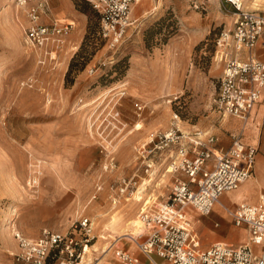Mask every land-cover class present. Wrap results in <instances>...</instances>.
I'll return each instance as SVG.
<instances>
[{
	"label": "rangeland",
	"instance_id": "1",
	"mask_svg": "<svg viewBox=\"0 0 264 264\" xmlns=\"http://www.w3.org/2000/svg\"><path fill=\"white\" fill-rule=\"evenodd\" d=\"M66 1L74 13L67 21L75 27L52 59L27 43L25 11L0 0V264H13L15 230L30 237L43 228L65 232L82 216L91 219L96 244L88 263L117 264L116 248L137 250L123 239L102 254L131 221H144L146 209L168 199L173 178L162 161L147 172L140 148L153 132L175 125L215 132L224 146L234 133L259 145L253 178L233 193L250 188V201L264 193V95L254 122L252 115L224 116L212 104L223 72L217 39L232 28L238 2L136 0L123 41L111 46L92 5ZM241 2V9H264L263 0ZM214 209L208 215L189 209L203 247L244 243L247 232L221 205ZM112 214L120 217L115 224ZM10 219L17 225L11 236V225L4 229Z\"/></svg>",
	"mask_w": 264,
	"mask_h": 264
},
{
	"label": "built area",
	"instance_id": "2",
	"mask_svg": "<svg viewBox=\"0 0 264 264\" xmlns=\"http://www.w3.org/2000/svg\"><path fill=\"white\" fill-rule=\"evenodd\" d=\"M10 1L26 13L27 43L55 59L75 22L53 19L51 0ZM86 1L98 12L101 33L111 46L121 43L132 24L136 0ZM240 6L232 28L217 39L216 59L223 63V72L212 104L224 116L248 120L264 93V59L255 51L258 44L264 50V9ZM257 154L258 147L246 144L236 133L231 144L224 146L217 134L201 128L188 131L175 125L153 132L140 148V156L147 172L162 161L173 184L165 202L142 213L148 233L144 240L135 241L137 250L115 249L117 264H264V195L256 203L224 206L234 224L246 230L244 243L216 241L203 247L189 214V209L210 214L224 193L252 178ZM129 187L131 182L121 191L126 193ZM91 226V219L82 216L65 232L43 228L30 237L17 230L13 264H90L84 256L93 245Z\"/></svg>",
	"mask_w": 264,
	"mask_h": 264
},
{
	"label": "bare ground",
	"instance_id": "3",
	"mask_svg": "<svg viewBox=\"0 0 264 264\" xmlns=\"http://www.w3.org/2000/svg\"><path fill=\"white\" fill-rule=\"evenodd\" d=\"M235 2H238L239 3V5H242V2L241 1H243V0H234ZM10 6V4L8 5V7ZM61 20L62 21H67V20H69V18H61ZM31 82V81H30ZM37 162L38 163H41L42 162V160H40V159H38L37 160ZM261 164V163H260ZM260 164L258 163V166H260ZM260 171H262L263 172V170H260ZM259 172V171H258ZM261 172H259V174H260ZM258 174V175H259ZM261 175V174H260ZM261 177V176H260ZM146 180V179H145ZM149 181V180H148ZM148 181H146V183L148 182ZM145 183V184H146ZM138 191H139V189H138ZM136 192V197L138 198V199H141L142 197L139 195L140 194V192ZM237 200V196H236V194H234V193H228V194H226V195H224V197L223 198H221L217 203H216V205L218 206V207H220V205L222 206V208L224 209V206L226 205V202L225 201H236ZM115 205H116V203H115ZM114 208H116L115 206H113ZM106 215H104L103 213L102 214H99L98 216H97V218H96V220L98 219V221H101V219H103V217H105ZM199 215H196V219L198 220V222H199ZM15 218H17V217H15ZM118 220H120V217L118 218L115 214H112V216H111V223L112 224H115V223H117L118 222ZM95 223V222H94ZM93 223V224H94ZM99 223V222H98ZM7 224H10L11 225V227H10V230L6 233L7 235H9V236H11L10 234H12L10 231H12V229H14V228H16L17 227V225H16V221L14 222V220L13 219H10V220H8L7 222H5L4 223V229H7V228H9V226L8 227H6V225ZM240 230V228H236V230ZM17 230H15V232H16ZM147 231V227H146V225H145V223H144V221L142 220V219H135V220H133V221H131V226L130 227H128L127 229H124L123 230V232H122V234L120 235V237L121 238H118V239H115V241L114 242H111V243H109V245H107L105 248H104V250L102 251V254L104 253V255L106 254H108V253H110V251H112L115 247H117V246H119L120 245V241L121 240H123V239H128V240H130V241H133V242H135L136 241V238L138 237V236H140V235H143V234H145V233H147L146 232ZM243 231H245V230H243ZM243 233V235L246 233V231L245 232H242ZM245 236V235H244ZM100 237L103 239V238H106V235H104V234H101L100 235ZM92 248H94V249H96V244H93L92 246H89L88 248H87V252H86V255L89 253V252H91V250H93ZM86 255L84 256V260L87 258L86 257ZM100 263V262H99ZM98 263V264H99ZM95 264V263H94Z\"/></svg>",
	"mask_w": 264,
	"mask_h": 264
},
{
	"label": "crops",
	"instance_id": "4",
	"mask_svg": "<svg viewBox=\"0 0 264 264\" xmlns=\"http://www.w3.org/2000/svg\"><path fill=\"white\" fill-rule=\"evenodd\" d=\"M55 6H54V5ZM51 17L53 18V19H58V20H61L60 18L61 17H67V18H72L73 16H74V13L72 12V5L70 4V2L69 1H66V0H51ZM255 51L260 55V57H262V59H264V50H263V46L261 45V44H258L257 45V47L255 48ZM263 95H264V93H263ZM262 95V96H263ZM262 98V97H261ZM261 100V99H260ZM260 100L255 104V106H254V108H253V110H252V113H251V115H252V117H251V120H250V122H254L255 121V118H256V116H255V110L257 109V107H258V105H259V102H260ZM256 108V109H255ZM255 109V110H254ZM259 115L260 116H262V115H264V107H262V109L260 110V113H259ZM231 117H233V116H231ZM236 118V117H235ZM249 124H252V123H249ZM197 129V128H196ZM193 130H195V129H193ZM250 131H252V130H250ZM213 133H215V132H213ZM216 134V133H215ZM218 135V134H217ZM219 136V135H218ZM219 138H220V136H219ZM243 139V141L246 143V144H251V145H255V144H253V143H250V142H248V141H246L244 138H242ZM221 142L223 143V141H222V139H220V144H221ZM222 145V144H221ZM257 147H258V153H259V145H256ZM257 156H258V154H257ZM256 163H257V157H256ZM256 163H255V168H256ZM255 168H254V174H255ZM253 174V175H254ZM253 178V177H252ZM252 178H250L249 180H251ZM248 180V181H249ZM248 181H246L245 183H243L238 189H240L244 184H246ZM246 187H248V186H246ZM238 189H236V190H238ZM250 188H245V189H242V190H240V191H238V192H236V193H234V194H236V196H237V200L236 201H225L226 202V205H228V206H230V207H232V208H236L237 206H239L241 203H243V202H248V203H256V202H258V200H259V198H260V196L261 195H264V193H260L259 194V196L255 199V200H253V201H250V200H245L247 197H248V195H251L252 193H250L251 191H248ZM236 190H234V191H236ZM234 191H231V192H226V193H224L223 195H222V197L221 198H223L224 197V195H226V194H228V193H233ZM233 202H238V204L236 205V206H232V203ZM216 206V205H215ZM215 206H214V208H215ZM213 208V210H212V212H216V210ZM218 222H216V224H217ZM243 230H245L244 228H243ZM56 231H59V230H56ZM246 231V230H245ZM244 231V232H245ZM60 232H63V231H60ZM34 237V236H33ZM219 241H225V240H219ZM247 241V240H246ZM245 241V242H246ZM226 242H232V241H226ZM235 243V242H234ZM236 244H239V243H236Z\"/></svg>",
	"mask_w": 264,
	"mask_h": 264
},
{
	"label": "trees",
	"instance_id": "5",
	"mask_svg": "<svg viewBox=\"0 0 264 264\" xmlns=\"http://www.w3.org/2000/svg\"><path fill=\"white\" fill-rule=\"evenodd\" d=\"M85 1H86V0H85ZM73 65H75V64H74V63L71 64L70 69H69V71H68V74H70V73L72 72V70H73Z\"/></svg>",
	"mask_w": 264,
	"mask_h": 264
}]
</instances>
